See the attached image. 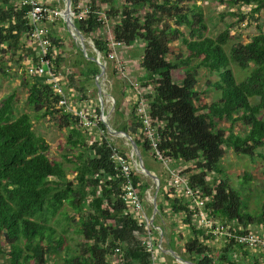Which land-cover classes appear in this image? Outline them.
<instances>
[{
  "label": "trees",
  "instance_id": "16d2710c",
  "mask_svg": "<svg viewBox=\"0 0 264 264\" xmlns=\"http://www.w3.org/2000/svg\"><path fill=\"white\" fill-rule=\"evenodd\" d=\"M190 1L196 0H88V13L76 16L75 23L85 36L98 34L94 44L105 58L110 52V40L99 34L105 21L102 13L113 24L116 40L127 46L136 41L144 43L141 68L145 75L140 76L141 87L147 91L145 98L159 149L172 162L190 163L184 169L189 183L201 193L205 209L215 221L235 233L250 230L247 228L251 224L264 229V205L255 214L247 211L242 191L232 185L222 168L226 147L238 156L264 157L260 150L264 148V27L259 25V32L247 42L234 41L231 25L215 37L206 35L204 11L196 2L190 5ZM217 1L232 7L250 6L252 15L264 9V0ZM78 4L79 0H72L73 10H81ZM30 30L25 8L14 0H0L1 65L14 56L24 66L27 55L36 60V47L28 43ZM50 36L53 43L58 41L51 31ZM176 40L185 44L186 56L172 55ZM80 53L87 63L95 64L91 73L99 74L97 62L83 50ZM53 54L51 50L49 57L53 58ZM60 57L54 62L56 71L62 72L64 58ZM195 59L199 62L193 64ZM30 62L33 60L26 64ZM232 64L239 69L238 74ZM199 67L219 74L211 83L220 91L217 100H204L196 89ZM8 70L7 66L5 72ZM26 72L30 75L27 68ZM30 76L22 81L28 90V104L37 117L58 114L60 127L69 131L66 143L70 151H77L65 152V161L52 159L50 143L35 132L32 114L15 116L16 92L1 100L0 255L5 252L4 244L9 246L4 264H151L142 243L145 224L124 200L125 177L111 158L114 145L126 157L127 147L110 140L106 124L100 120L101 113L98 125L103 133L93 140L91 129L96 127L82 126L75 113L59 107L60 95L48 80ZM134 110L131 123L119 130L131 134L142 152H153L136 106ZM237 124L244 130L235 131ZM153 156L156 157L154 153ZM69 169L73 177L69 176ZM133 176L144 199L151 183L136 170ZM250 179L245 173L241 184ZM188 204L182 196L175 198L173 206L175 211L185 213L183 223L189 226L192 236L185 241L184 251L194 254L193 261L264 264L262 245L249 252L245 245L226 239V246L214 252L209 241L215 236L198 224L195 210ZM72 222L76 223L73 233L83 238L73 245L66 242L65 236ZM54 223L62 229L58 236Z\"/></svg>",
  "mask_w": 264,
  "mask_h": 264
},
{
  "label": "rangeland",
  "instance_id": "374dc122",
  "mask_svg": "<svg viewBox=\"0 0 264 264\" xmlns=\"http://www.w3.org/2000/svg\"><path fill=\"white\" fill-rule=\"evenodd\" d=\"M194 2L201 5L206 21L208 23V31H206V35L215 37L218 34H220L222 31H224L228 25H231V33L234 35V41H242L247 42L251 39V37L259 32V25H262L264 27V9L260 13H256L252 15L251 7L250 6H230L227 3H221L217 0H196V1H190V5H192ZM66 0H53L50 4L52 6L51 8L61 10L65 8ZM88 4V0H79V6L81 8H86ZM72 10V7H71ZM241 11L243 12L244 17L241 15ZM104 18V25L99 31V34L102 36H105L106 38L109 37L111 34L113 35V24L109 19L106 18L104 13L101 14ZM75 22V17H74ZM50 30L52 32L53 37L55 39H58L57 42H54V56L57 58V56H61L64 58V60L61 62V73L65 75V78L62 77V88L63 91H73V78L71 79L70 76L73 77V71L76 75V83H80L83 81L81 86L85 85L84 91H98L95 81L97 80V75L92 76L89 79L85 80H78L80 77L81 71H84L82 69V66L78 65L76 63L79 59L75 57V50L76 49H82V44L85 46L86 52L84 54L90 56V57H96L97 51L94 44V37L98 34L85 36L86 41L85 43L81 42L80 40H77L73 37L71 31L69 30L65 20L63 17L59 16L56 19L55 24H50ZM187 32L189 29H185ZM141 42V41H140ZM139 42V43H140ZM82 43V44H81ZM78 47V48H77ZM141 50L142 47L136 44H132L131 49H125L124 50V60L126 69L128 72V75L133 80H138L140 85L142 84V78H140V64H139V54L138 50ZM128 50V52H126ZM80 52V51H79ZM79 55V53L77 54ZM82 55V54H81ZM172 55L175 57L177 55L180 56H186L187 50L185 44L181 40H176L172 44ZM171 55V56H172ZM85 56V55H84ZM92 59V58H91ZM130 59H134L131 61ZM86 61V60H85ZM199 60L195 59L193 64L198 63ZM90 66H95V64L88 63ZM98 64V63H97ZM111 65V64H110ZM109 65V72L108 68L106 67V73L100 78L101 83H103V89L105 91H120L125 84L126 86H131L130 82L127 78L123 77L121 72L119 70L111 65ZM7 66L9 67V70H7ZM26 66V64H25ZM24 65H22L19 61H17V57L14 56L11 59L6 61V65L0 64V103L1 100L4 97H7L9 94L16 92L17 99L14 104V113L15 116H19L20 114L24 112H29L33 116L34 121V129L35 132L39 135H42L46 137L48 142L50 143V157L52 159L56 160H64V154L65 152H76L77 149H73L70 151L69 146L66 143L67 136L69 134L68 129L65 127H60V121H59V115L58 114H49L44 117H37L35 110L32 106H30L27 102V87L23 84L24 77L30 78L31 76L27 74L26 68ZM99 66V64H98ZM232 67L236 74H238L239 69L235 66V64H232ZM68 69V70H67ZM72 70V71H71ZM67 71V72H66ZM71 73V74H70ZM69 75V76H68ZM219 78V74L217 72H211L208 69L204 67H199L198 70V84L196 86V89L200 92L201 96L204 97V100L207 101H214L217 100L220 97V91L217 90L214 86L211 85L212 82L216 81ZM74 91H80L79 86L74 87ZM83 91V90H82ZM68 95V93H67ZM98 99V98H97ZM104 98L106 107L112 106L113 99L112 97ZM118 99V97H116ZM73 100V99H72ZM256 101V99H255ZM73 102V101H71ZM123 113L119 112L117 113V117L115 120V123H119V118ZM113 119V118H112ZM111 119V120H112ZM108 120V119H107ZM109 123L112 125V121L109 120ZM226 123V125H228ZM115 129H119L114 127ZM95 132L96 129H91ZM244 128L240 126V124H237L235 126V131H243ZM96 132H100V129ZM108 136L113 138L115 141H117L118 145H122L124 147H127L128 153L131 154L132 146L129 143L128 139L124 136H115L109 128H107ZM139 147V146H138ZM141 156L144 158L143 162L146 165L148 169H153L155 171L161 170L160 162H154L150 159L146 151L142 152L141 147H139ZM261 151L264 152V148H260ZM66 163V162H65ZM66 165H71V163L67 162ZM174 165V164H173ZM222 168L224 171L228 174V177L231 179L230 182L232 185L236 186L235 188L239 189L243 193V202L246 206V210L251 212L252 214H255L256 212H259L260 209L264 205V157L255 155V158L253 159L250 156L241 155L238 156L232 149L226 147L225 155L222 159ZM186 169V167L184 168ZM245 173H248L250 175V180L244 185L241 184L242 177ZM147 173H145L146 175ZM148 175V174H147ZM144 176L145 181L146 178H148V181L152 180L150 176ZM69 176L73 177V171L69 169ZM212 175H210V178L212 180ZM221 177H224L221 175ZM154 190L155 188L151 190V194L154 196ZM153 204V201L150 200V198H147L146 203L147 206H149V213L152 212L151 208ZM66 209L70 210V207L66 206ZM71 215H73V210H70ZM55 220V219H54ZM57 228V236L62 233V229L59 225L56 223L53 224ZM76 227V223H71V226L69 227V231L65 234L67 241L70 244H76L83 240L82 236H78L77 234L73 233V229ZM250 227V228H249ZM247 229H250L252 231L258 232L260 234H264V229L262 226H259L257 224H251L249 225ZM5 252L3 255H0V263H5L8 252H9V246L5 243L4 244ZM253 249V248H252ZM256 249V248H254ZM73 253V252H72ZM118 261V260H117ZM61 263V262H60ZM171 264H182V263H171Z\"/></svg>",
  "mask_w": 264,
  "mask_h": 264
},
{
  "label": "built area",
  "instance_id": "2783aa9c",
  "mask_svg": "<svg viewBox=\"0 0 264 264\" xmlns=\"http://www.w3.org/2000/svg\"><path fill=\"white\" fill-rule=\"evenodd\" d=\"M14 2L16 5L25 8L28 13L31 24V30L29 33L30 40L28 43L30 46H35L37 50L36 60L34 61V59L31 58V61L33 60V62H30L27 65L28 73L30 75L45 76L48 82L53 85L55 92L60 95L58 106L64 108L66 111L75 113L79 117L82 126L87 128L99 127V114H91L85 109L76 107L75 104L71 102L67 93L63 91L61 85L63 73L56 71L54 62L56 59L55 56L53 55V58L49 57V52H51V50L54 51V43L50 36L51 30L49 24H46V21L53 23L59 16L64 18V10H58L56 8L52 9V6H50L51 3H49L48 0H14ZM78 7L81 8L79 5ZM88 11V6L83 9L81 8L79 11L73 10L72 7L71 17L73 19L76 16L82 17L88 13ZM108 38L110 40V52L108 57L105 58L96 49L98 52L97 54L100 55L101 60L106 65L108 60L113 61L122 76L128 79L131 88L137 92L138 99L136 102V113L143 124V131L153 144V153L167 168L173 186L187 199L189 206L195 210L198 224L209 229V232L216 237L224 236L228 240L233 239L236 243L243 244L247 248L252 249L259 245L264 247V234L252 230L243 233H235L229 226L222 225L215 221L205 209V199L202 197L201 193L193 189L190 185L189 176L184 168L182 166H170L171 161L163 155L158 147V135L154 126L155 124L150 115L148 102L145 98L146 91H143V88L137 80H133L128 75L126 65L120 57V49L125 46L124 42L116 40L112 34ZM99 116L100 120H102L108 128L107 116L103 113ZM99 129L100 133H103V130L100 127ZM109 138L117 144L113 138L110 136ZM131 151V154L126 157L120 151L118 146L114 145L112 147L111 158L116 163V167L120 171V174L125 177L124 200L130 205L138 220L145 224L146 237L143 238L142 243L150 254L151 264H165V261L162 259V254L166 251L163 245V231L162 228L155 223L154 216L148 212L145 199L141 196L139 187L135 183L133 171L136 170L141 175H144L145 173L141 171L136 164V152L132 149ZM145 193L147 198H150L154 203L151 189H147ZM116 252H120V248H116ZM177 259L182 261L179 257H177Z\"/></svg>",
  "mask_w": 264,
  "mask_h": 264
},
{
  "label": "crops",
  "instance_id": "0c3cea01",
  "mask_svg": "<svg viewBox=\"0 0 264 264\" xmlns=\"http://www.w3.org/2000/svg\"><path fill=\"white\" fill-rule=\"evenodd\" d=\"M52 1L53 0H48L49 3H51ZM139 42L140 41H136L133 44H136V45H139L140 47H142L141 50L136 48V50H138V54H139L138 58L140 60L139 64H140V69H141L140 74L142 76V75H145L144 70L141 68V58H142V54H143L144 43L143 42L139 43ZM131 46L132 45H130V46L125 45L122 49H120V57L123 59L124 62H125V60H124L125 55H123L124 50L125 49H131ZM81 50L82 49L78 48L74 52H75V57L76 58L79 57V59L76 60L77 61L76 63H78L79 66L81 65L82 69L84 70V71H81L80 77L78 80H81V79L85 80V79H89L93 76V73H91V68L93 66H90L87 63V61H85L83 55H81V53L79 52ZM126 52H128V50H126ZM78 53H79V55H77ZM31 58H32L31 55H27V57H26L27 61H24V63L25 64L28 63L31 60ZM88 58L91 59L90 56ZM91 60H93V59H91ZM130 60L133 61L132 63H134V59H130ZM110 64L113 66V68L116 67V65L113 61L108 60V63L106 65V67L108 68V72H109V65ZM87 75H89V77H87ZM98 75L99 74H97V77H98ZM75 77H76V75L73 71V87H72L73 91H66V93H68V96L70 97V99H73L72 100L73 104H75L76 107L85 109L91 114H98V113L105 114L108 118V123H109V120L112 121V125L110 123H109V125H111L113 128L114 127L119 128V127H122L124 125L128 126L131 123V119L133 117L132 113H134V111H135L134 109H135L136 102L138 99L137 92L134 89H132L131 86H126L127 84H125L120 91H105L102 87V89H103V92H102V91H99V87L97 85V80H96L95 85H96L98 91H84L86 86L85 85H83V87L81 86L83 81L80 83H76ZM63 78H65V75H63ZM39 80H47V79L45 76H39ZM100 83H101V80H100ZM101 85L103 86V83H101ZM78 86L80 88V91H74V87H78ZM109 97H112L114 102H112L113 103L112 106L106 107L104 98L105 99L107 98V100H109L108 99ZM116 97H118V99H116ZM119 112L123 113V115L122 116L120 115L121 118H119V123L116 124L115 123V120L117 117L116 115ZM98 128L99 127H96L95 132H93V135H92L93 140L95 138H97L100 134V132H96L98 130ZM115 136H117V135H115ZM147 154L152 161L160 162V165L162 167L160 171H155L153 169H149L159 177V180H160L159 191H157V189H156L155 179H153L150 175L146 174L147 176H150L152 179V180L148 181V178H146V181L151 183L149 189L152 190L154 187L155 188L154 195L157 196L158 209L155 210L154 203L151 204L152 205V208H151L152 212H150V214L152 216H154L155 223L158 226H160L162 228V231H163V245H164V249L166 251L162 254V259L165 261V264H171L174 262L182 263V264H189L188 261L195 262L191 259L192 257H194V254H192V255L186 254V252L184 251L185 241L188 239L189 235L192 236L190 229H189V226H186L183 223L185 213L182 210L175 211L174 206H173L175 198L176 197H182V195L173 186L172 181H171V176H170L167 168L163 164V162L161 160H157L156 157L153 156L152 151H148ZM143 160H144V158H143ZM172 165L173 166H182L183 168H185V167H188L190 165V163L172 162L171 161L170 166H172ZM145 167H146V165H145ZM146 175L144 174V176H146ZM142 178H143V175H142ZM144 181H145V177H144ZM144 199H145V203H146V200H147L146 193L144 195ZM146 207L148 210L149 206H147V203H146ZM148 212H149V210H148ZM209 243H211L212 246L214 247L213 251L217 253L222 248H224L226 246L227 241H226V238L224 236H220V237L215 236L211 241H209ZM170 250L176 251V253L181 257L182 261H179L177 259V257ZM248 250H249V252H253L255 249L254 248L253 249L248 248ZM234 257L235 258L238 257V253L235 252ZM113 261H115V260H113ZM263 263H264V261H263ZM114 264H117V263L114 262Z\"/></svg>",
  "mask_w": 264,
  "mask_h": 264
},
{
  "label": "water",
  "instance_id": "95a60500",
  "mask_svg": "<svg viewBox=\"0 0 264 264\" xmlns=\"http://www.w3.org/2000/svg\"><path fill=\"white\" fill-rule=\"evenodd\" d=\"M71 7H72V0H66V3H65V8H64V20L69 28V30L71 31L72 35L74 38H76L77 40H80L81 42L85 43L86 41V37L85 35L77 28L76 26V23L74 22L73 18L71 17ZM96 48V47H95ZM82 50L84 52H86L87 54V51H86V48L85 46L82 44ZM92 58L94 61H96L98 64H99V67H100V73L98 75V78H97V85L99 87V91H102L103 92V89H102V85L100 83V78L105 74L106 72V64L101 60V57L100 55L97 54L96 57H90ZM107 126L109 128V130L115 134V135H118V136H124L128 139L129 143L131 144L132 146V150L134 152H136V156H137V159H136V164L138 165V167L140 168L141 171H143L144 173H147L148 175H150L153 179H155V184H156V189L157 191H159V187H160V180H159V177L153 173L151 170L147 169L144 165V162H143V157L141 156V153H140V150H139V147L135 141V139L131 136V134H129L128 132L126 131H123V130H118V129H115L113 128L111 125H109L107 123ZM154 199V205H155V210L158 209V204H157V196L154 195L153 197ZM171 251V250H170ZM176 257H179L181 258L177 253L176 251L172 250L171 251ZM189 264H197L195 262H191V261H188Z\"/></svg>",
  "mask_w": 264,
  "mask_h": 264
},
{
  "label": "bare ground",
  "instance_id": "6f19581e",
  "mask_svg": "<svg viewBox=\"0 0 264 264\" xmlns=\"http://www.w3.org/2000/svg\"><path fill=\"white\" fill-rule=\"evenodd\" d=\"M82 44V43H81Z\"/></svg>",
  "mask_w": 264,
  "mask_h": 264
}]
</instances>
